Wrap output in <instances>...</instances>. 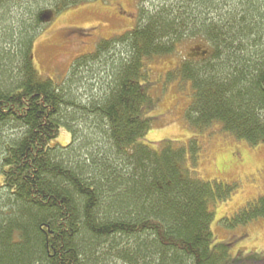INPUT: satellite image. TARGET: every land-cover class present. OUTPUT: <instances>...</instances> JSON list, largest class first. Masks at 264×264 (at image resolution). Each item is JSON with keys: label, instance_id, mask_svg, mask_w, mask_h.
<instances>
[{"label": "trees", "instance_id": "obj_1", "mask_svg": "<svg viewBox=\"0 0 264 264\" xmlns=\"http://www.w3.org/2000/svg\"><path fill=\"white\" fill-rule=\"evenodd\" d=\"M87 1L0 0V264H264L211 245L210 204L236 187L197 173L215 126L264 142V0H136L133 29L75 58L63 82L41 78L32 51L47 12ZM185 39L208 47L167 74L190 83L193 137L154 147L149 63ZM61 127L69 143L51 145ZM259 219L264 195L221 223Z\"/></svg>", "mask_w": 264, "mask_h": 264}, {"label": "rangeland", "instance_id": "obj_2", "mask_svg": "<svg viewBox=\"0 0 264 264\" xmlns=\"http://www.w3.org/2000/svg\"><path fill=\"white\" fill-rule=\"evenodd\" d=\"M143 8L151 10L150 2ZM138 15L136 0H91L57 14L48 11V23L33 45L32 61L37 74L55 83L63 82L75 58L92 52L99 40L133 29ZM207 51L203 41L185 39L175 54L151 60L146 85L149 95L158 102L147 112L153 123L144 143L156 147L164 140L187 143L193 137L183 118L191 99L190 83H182L179 78L169 82L167 74L183 59L198 58ZM219 128L215 126L200 136L204 150L197 173L205 181L234 184L236 188L226 201L210 204L211 245L229 244L231 256L239 260H264V219L232 229L221 223L222 218L230 217L246 203L264 195V142L249 147L244 141L219 132ZM70 139V132L61 127L51 145L65 146Z\"/></svg>", "mask_w": 264, "mask_h": 264}]
</instances>
